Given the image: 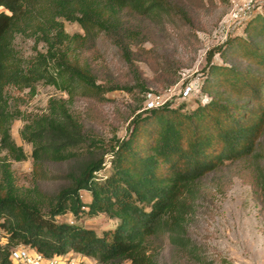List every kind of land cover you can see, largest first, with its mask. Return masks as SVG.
Segmentation results:
<instances>
[{
  "label": "trees",
  "instance_id": "16d2710c",
  "mask_svg": "<svg viewBox=\"0 0 264 264\" xmlns=\"http://www.w3.org/2000/svg\"><path fill=\"white\" fill-rule=\"evenodd\" d=\"M173 11L169 0H0V229L8 234L0 264H13L10 249L18 245L48 259L74 253L98 264H155L164 236L179 252L197 255L186 225L200 181L227 163L256 155L264 135V5L241 35L212 51L222 64L209 57L200 92L207 101L194 100L192 111L172 102L144 109L132 119L126 138L111 146L103 177L106 161L91 159L69 176L67 187L50 196L37 187L21 189L12 169L13 161H25L27 155L11 135L21 114L10 110L7 88L34 90L44 82L100 101L113 90L132 92L97 84L83 58L104 37L144 91L133 49L148 41L149 32L134 20ZM64 22L79 24L84 34H68ZM18 36L44 43L47 53L26 66L15 47ZM22 138L33 146L39 173L45 162L69 161L93 142L62 99L49 101L47 115L27 120ZM256 181L264 202L262 171ZM68 214L73 221L57 220ZM82 216H105L115 224L99 235L76 224Z\"/></svg>",
  "mask_w": 264,
  "mask_h": 264
},
{
  "label": "rangeland",
  "instance_id": "374dc122",
  "mask_svg": "<svg viewBox=\"0 0 264 264\" xmlns=\"http://www.w3.org/2000/svg\"><path fill=\"white\" fill-rule=\"evenodd\" d=\"M169 1L174 9L172 13L134 20L149 32L148 41L141 48L133 49L144 91L136 87L118 50L104 37L85 52L83 58L93 67L97 84L131 87L132 92L113 90L100 101L84 96L81 91L73 95L44 82L38 83L34 90L7 88L10 110L21 114L12 124L11 135L27 155L25 161L12 162L21 189L37 187L53 196L69 185L71 174L99 157L107 164L99 175L103 177L110 167L111 146L116 140L126 138L132 119L143 112L151 94L165 93L176 106L183 105L184 109L192 111L195 101L181 100L180 91L188 83L202 81L209 72V57L213 64H222L218 53L212 51L229 37L241 35L242 25L229 19L232 0ZM64 25L70 35L84 34L77 23L64 22ZM15 47L26 66H30L39 54L47 53L46 45L34 38L18 36ZM61 99L93 142H87L69 161L45 162L43 172L39 173L32 158L33 146L22 138V131L27 120L49 113L50 100ZM260 171L264 175V135L256 155L246 161L227 163L200 181L194 210L186 225L187 237L197 255L190 257L179 252L164 236L155 264H264V202L256 181ZM83 198L87 200L85 193ZM57 220L71 222L74 219L68 214ZM76 224L100 235L110 233L115 223L105 216H82ZM68 256L74 264H98L74 253Z\"/></svg>",
  "mask_w": 264,
  "mask_h": 264
},
{
  "label": "built area",
  "instance_id": "2783aa9c",
  "mask_svg": "<svg viewBox=\"0 0 264 264\" xmlns=\"http://www.w3.org/2000/svg\"><path fill=\"white\" fill-rule=\"evenodd\" d=\"M233 8L230 14V21L238 22L244 26L249 19L256 12L261 11L264 5V0H232ZM201 82L195 84L188 83L184 85L180 91V98L183 101L201 99L207 101L201 94ZM171 97L165 93L151 94L149 95L145 109L152 110L163 107L164 105L171 103ZM8 244V234L0 229V247H4ZM69 256L54 257L51 259L46 258L41 253L30 248L29 246L18 245L10 249V261L13 264H74V261L69 260Z\"/></svg>",
  "mask_w": 264,
  "mask_h": 264
}]
</instances>
